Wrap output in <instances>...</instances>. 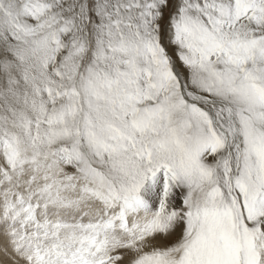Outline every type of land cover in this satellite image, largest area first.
I'll use <instances>...</instances> for the list:
<instances>
[{
  "label": "snow or ice",
  "instance_id": "6c2138e0",
  "mask_svg": "<svg viewBox=\"0 0 264 264\" xmlns=\"http://www.w3.org/2000/svg\"><path fill=\"white\" fill-rule=\"evenodd\" d=\"M0 264H264V0H0Z\"/></svg>",
  "mask_w": 264,
  "mask_h": 264
}]
</instances>
